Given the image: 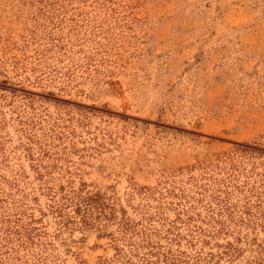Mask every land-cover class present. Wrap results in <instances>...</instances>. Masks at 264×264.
I'll use <instances>...</instances> for the list:
<instances>
[{
    "label": "rangeland",
    "instance_id": "rangeland-1",
    "mask_svg": "<svg viewBox=\"0 0 264 264\" xmlns=\"http://www.w3.org/2000/svg\"><path fill=\"white\" fill-rule=\"evenodd\" d=\"M0 264H264V0H0Z\"/></svg>",
    "mask_w": 264,
    "mask_h": 264
}]
</instances>
